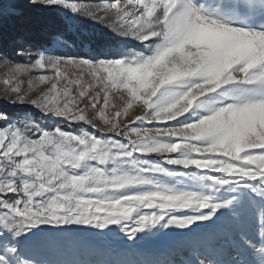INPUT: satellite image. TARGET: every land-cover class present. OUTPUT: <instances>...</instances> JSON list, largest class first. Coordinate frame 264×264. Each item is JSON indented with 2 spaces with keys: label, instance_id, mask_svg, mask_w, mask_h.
Segmentation results:
<instances>
[{
  "label": "snow or ice",
  "instance_id": "1",
  "mask_svg": "<svg viewBox=\"0 0 264 264\" xmlns=\"http://www.w3.org/2000/svg\"><path fill=\"white\" fill-rule=\"evenodd\" d=\"M0 65V264L69 226L264 264V0H0Z\"/></svg>",
  "mask_w": 264,
  "mask_h": 264
},
{
  "label": "rangeland",
  "instance_id": "2",
  "mask_svg": "<svg viewBox=\"0 0 264 264\" xmlns=\"http://www.w3.org/2000/svg\"><path fill=\"white\" fill-rule=\"evenodd\" d=\"M81 2L95 4L98 0H81ZM86 22L93 25L90 21ZM78 23H80L78 20H69L70 29L75 30ZM74 49L75 46L65 49L53 43L50 54L59 55L58 51L67 52ZM6 71L7 69L1 65L0 76ZM38 74L34 73L32 79H36ZM46 87L47 85H41L40 90ZM2 94L3 86L0 85V95ZM69 227L71 230L62 235L58 247L41 253L42 258L60 262V264H92L94 261H113L115 264H153L155 261L170 259L172 248L178 241L184 239L180 235L182 230H173L167 236L147 237L132 244L118 234L108 233L107 230L101 232L81 226Z\"/></svg>",
  "mask_w": 264,
  "mask_h": 264
},
{
  "label": "trees",
  "instance_id": "3",
  "mask_svg": "<svg viewBox=\"0 0 264 264\" xmlns=\"http://www.w3.org/2000/svg\"><path fill=\"white\" fill-rule=\"evenodd\" d=\"M10 23H11V21H10ZM65 26H66L69 34H72V35H75L77 33V31H81V32L90 31L94 27L93 25H91L88 22L80 21V23H78V26H76V29L72 30V29H70L69 20L65 21ZM70 51H71L72 54H76L77 52H80L82 54L89 53V49L88 48H86V47L85 48H80L79 46H75V49L74 50H70ZM67 52H69V51H67ZM62 53H65V51H58L57 52V54H62ZM91 54H95V53L93 52Z\"/></svg>",
  "mask_w": 264,
  "mask_h": 264
}]
</instances>
